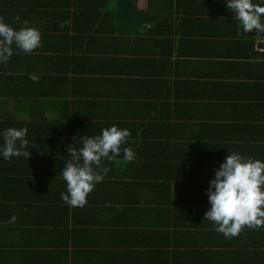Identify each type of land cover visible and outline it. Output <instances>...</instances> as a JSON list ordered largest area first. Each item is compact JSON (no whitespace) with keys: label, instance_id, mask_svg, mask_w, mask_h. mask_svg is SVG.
Returning <instances> with one entry per match:
<instances>
[{"label":"crops","instance_id":"0c3cea01","mask_svg":"<svg viewBox=\"0 0 264 264\" xmlns=\"http://www.w3.org/2000/svg\"><path fill=\"white\" fill-rule=\"evenodd\" d=\"M17 1V11L33 19L31 25L53 17L49 11L60 16L67 11L71 24L81 13L79 0L66 6L63 0ZM164 1L135 0V11L116 14L105 5L97 20L101 30L90 21L87 33L68 29L65 38L61 30L39 31V48L31 53L15 48L2 64L0 120L7 128H27L31 155L6 161L3 176L17 179L18 200L0 201V264L53 258V264H62L58 251L64 240L85 236L92 253L70 249L77 264L100 259L112 264L115 244L121 245L115 252L123 255V264L129 254L137 258L139 247L144 259L149 249L158 250L148 264H264V227H244L226 239L204 220L209 182L228 152L264 160V33H245L233 13L218 6L223 0L190 1L181 13L176 0H167V7ZM216 31L225 36L206 42L204 34ZM13 67L21 70L11 72ZM114 124L129 130L121 148L130 147L135 156L103 160L108 172L102 181L115 180L105 190L112 196L117 189L123 202L89 193L83 207L67 205L60 199L66 192L60 170L67 149ZM21 217L23 236L8 232L19 228ZM87 221L93 228L88 235ZM4 226L13 229L6 233ZM23 239L24 248L13 246ZM97 242L101 257L93 254Z\"/></svg>","mask_w":264,"mask_h":264},{"label":"clouds","instance_id":"9594fccd","mask_svg":"<svg viewBox=\"0 0 264 264\" xmlns=\"http://www.w3.org/2000/svg\"><path fill=\"white\" fill-rule=\"evenodd\" d=\"M229 11L246 33H264V0H225ZM13 45L25 53H31L41 45L38 29L27 26L15 28L0 19V64H6L13 54ZM33 81L36 74H30ZM27 128L8 127L0 130L3 143L0 144V158L26 156L29 140ZM130 132L117 125L102 128L98 135L85 136L80 146L68 148V159L60 170L66 183V192L60 199L71 207H83L87 196L108 172L102 161H113L120 157L132 161L135 153L126 145ZM122 151V157H121ZM207 198L210 208L204 213V220L212 222L214 230L226 239L237 236L244 227H264V160L244 157L238 152L224 157L209 182ZM16 217H10L14 222Z\"/></svg>","mask_w":264,"mask_h":264},{"label":"trees","instance_id":"16d2710c","mask_svg":"<svg viewBox=\"0 0 264 264\" xmlns=\"http://www.w3.org/2000/svg\"><path fill=\"white\" fill-rule=\"evenodd\" d=\"M11 1H9V0H0V19H2L6 23L9 22L15 28H20L22 26H25V22L28 21V17L25 14H23L22 12L17 11V9H19V7H20V4L18 3L17 0H14V4L13 3L11 4ZM115 1H117V0H79L78 2H76V5L81 9V13H80V15L78 17L75 18V20H74V22L72 24L70 23V18H69V15H68L69 13L67 11L63 12L65 14H62L61 16L58 13L55 14L54 11H53V13L49 11L48 14L49 15L53 14V17L48 16L47 20H46L47 17H45L43 19H40L39 21H37L35 23V25H31L33 23V19H31L32 22L28 21L27 22V26L34 27V28L38 29L39 31L49 30L50 32H52L53 35H57L56 34L57 30L58 31L61 30V32H63V33L61 35H59V36H62L63 38L68 37L67 36V30L68 29H72L75 32L87 33L86 31L90 30V28H87V25L89 27L90 24H92L95 27H97L98 30H101V26H98V23H100V22L97 21V20H100V18H101L99 16V14H100L99 10H101L103 7H108V6H105V5L109 4L110 7H114L113 11L115 12V14L118 11H123V10H129V11L130 10H134V11L136 10L135 6H134L135 0H118L119 2H115ZM190 1H194V0H176V2L174 3L175 6L177 7V9H176L177 11L176 12L177 13H181V11L184 10L183 7L188 5V3ZM69 2H70V0H63L62 4L64 6H66ZM27 3H29V1L25 2V4H27ZM110 3H112V4H110ZM167 4H168L167 0L162 3V5H166V7H167ZM178 6H179V9H178ZM218 6H221L224 9V12L229 11L227 9V7H226L225 0H223L222 4H218ZM204 8L205 9L207 8L206 5H205ZM211 8H213V7H209V9H211ZM187 10H189V8ZM86 12H91V13L87 14ZM231 12L233 13V16H234V11H231ZM46 13H44V14H46ZM233 16H230V17H233ZM119 19H120L119 22H123V12H122V16H120ZM59 21H61V23H58ZM68 21H69V23H68ZM90 21H91V23H90ZM219 32H221V31H216L213 34L212 33H205L204 34L205 38H206L205 41L208 42L209 38L215 39V37H217V39H218L219 38L218 36H225V34H223V32L222 33H219ZM166 35H167V33H163L162 37L164 38V36H166ZM15 48H16L15 45H13V50ZM16 49L19 51L18 48H16ZM162 51L166 52L167 49L166 50H162ZM159 60H160L159 64H161L164 61L163 58H160ZM1 67H2V64H0V68ZM11 69H12L11 72H15L14 70L20 71L21 67H15V68L13 67ZM15 78L18 81H21L19 76L15 77ZM13 86L16 87L17 89L22 88L23 90L29 91V89H24L25 87L23 86V84L21 82H15L13 84ZM19 123H23V122L20 121ZM29 124H32V123H29ZM6 125H7V121L0 120V130H3L5 128H7ZM0 138H2V137H0ZM46 140L49 142V138H46ZM66 147L67 146L64 147V151H65ZM6 161L7 160H3L2 158L0 159V201L4 202V203H6L7 201H13V202L16 203V201L18 200L17 196L15 195V192H16L15 191V186L17 184V179H4L3 172L7 173V169H8V166H7L8 164L6 165ZM114 182H115V180H104V181H102L100 183H97L95 185V187L93 188V190L90 192V194L91 193H93V194L102 193L103 198L105 200H109V197H112L113 200H111V202H117V203L118 202H123V193L121 194L117 189H114V190H116V192H114V194L112 196H109V192H107L105 190V189L111 188L112 187L111 183H114ZM111 202H109V204H111ZM141 204H144V203H141ZM144 205L149 208L148 204H144ZM151 210H152V208H151ZM24 211L25 210H21L19 212L21 214H23ZM197 213H199V209L197 210ZM133 220H134L135 223H138V219L137 218H134ZM64 222H65V228H63L62 231L64 230L63 233L65 234L66 228H67L66 225H67V222H68V218L64 219ZM25 223H26V220L23 219V217H21L20 222L19 221L16 222V227L19 226V228L15 229V230L11 226H4L3 228L5 229L6 233L10 232L11 234H15V235L16 234H20V235H22L23 227L25 226ZM91 223L94 224L95 221H92ZM197 227H198V225L195 224V228H197ZM10 229H13V230L7 232V230H10ZM92 229L93 228L90 227V223L87 221V230H86L87 233H86V235H88L89 231H91ZM78 230H79V228H78ZM156 231L157 232L159 231L158 233L160 234L159 235L160 237H164V236H162V235H164V233L162 231H160V230H156ZM15 235H13V236H15ZM151 235L152 234H150V232H148V233H146L145 237L148 238ZM71 241L69 239H65L64 240V245H63L64 246L63 250L62 251H58L60 256L63 257L62 260H64L62 262V264H77L76 263V259H74V260L70 259L71 250L75 251V254H78V255L81 254L83 251L86 252V253H89V252L92 253L91 252L92 249H89L90 245L87 243L86 236L83 239L80 238L79 241H76L74 238L71 239ZM3 242H5V241H3ZM197 243H198V245L201 244L199 242H197ZM5 245H8V244L5 243ZM17 245L19 247H21V248H24V245H25L24 239H23V242H20V240H16V242L13 244V246L18 247ZM100 247H102V244H100V242H97L96 243V247H94L95 248V252L93 253L95 255H98L99 257H101V255H100L101 254ZM120 249H121V245L120 244H115V245L112 246V251L110 253L112 256H114V259L112 260V264H123V255L121 253H119V252H115V251H120ZM105 251L106 250H104L103 252H105ZM138 251H139V253L137 255V258H131V255L130 254L128 255V258H129V263L128 264H148L147 261L149 260V257H151L152 255H155V254L158 253L157 252L158 250L149 249V254L148 255L146 254L147 259H148L147 260V259H144L142 257L143 248L139 247ZM178 252H180L182 254L183 250L179 249ZM46 254H47V256L50 255V253L48 251L46 252ZM177 257H178V255L175 257V259ZM53 260H54V258L51 261H48V263L44 262L43 264H53L52 263ZM161 260H163V259H161ZM103 263H104L103 259H100V260H98L97 264H103ZM174 264H179V263L174 261ZM190 264H194V263L190 262Z\"/></svg>","mask_w":264,"mask_h":264}]
</instances>
